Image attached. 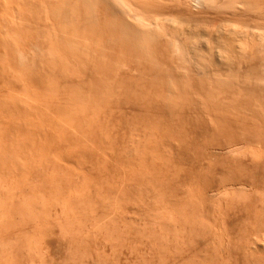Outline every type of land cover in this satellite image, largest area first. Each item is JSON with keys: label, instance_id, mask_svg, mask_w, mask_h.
<instances>
[{"label": "rangeland", "instance_id": "1", "mask_svg": "<svg viewBox=\"0 0 264 264\" xmlns=\"http://www.w3.org/2000/svg\"><path fill=\"white\" fill-rule=\"evenodd\" d=\"M0 1V264H264L263 40Z\"/></svg>", "mask_w": 264, "mask_h": 264}, {"label": "bare ground", "instance_id": "2", "mask_svg": "<svg viewBox=\"0 0 264 264\" xmlns=\"http://www.w3.org/2000/svg\"><path fill=\"white\" fill-rule=\"evenodd\" d=\"M8 1H10V0H8ZM7 1V2H8ZM16 1V2H15ZM0 2H2V1H0ZM4 2V1H3ZM3 2H2V4H3ZM6 2V1H5ZM11 3H12V1H10ZM10 2H9V4H10ZM13 2H15V3H12L13 4V6L15 5V6H17V7H19L21 10L22 9H24V10H26V12H28L30 15V18H28V17H25V14L24 15H20V16H17V18L19 19V17H20V19L22 20V21H26V23L27 24H30L29 23V19H31L32 17H34L35 15H37V13H39V11H41L40 12V14L38 15L39 16V18H40V21H41V19L43 20V19H45V20H43V21H48V20H50V21H48V23H50L51 21H55L54 22V24L56 23V22H59V23H63V25L62 26H64L66 23H70V19H73L72 18V16H73V14L74 15H76L75 14V12L73 13V12H71V13H73L72 14V16L69 14L70 13V11H68L69 13H67V11H66V9H68L69 10V8L72 10V8L74 7V9L76 10V8H75V6L76 5H78L79 7L77 8V10L78 9H85L86 10V14L84 15V18L82 19V17H83V15L79 18V15H80V13L81 12H78V17L77 18H79V19H77V20H83V22L81 23L80 21H76V18L74 19L76 22V24L75 23H73V21L74 20H71V24H72V27L74 28V26L75 25H78L79 26V24L81 23V26H82V24L83 25H89V23L91 24V18L92 19H95V20H98L100 23H98L97 21H95V20H93L92 22H97V24H96V28L98 29V28H100V26H97L98 24H101V22L103 23V21H101L100 19L101 18H103V19H105V21L106 20H108L109 22L110 21H112V22H116V23H114V24H119L120 23V25L122 26V29H121V27H119L118 25V27L117 28H120L122 31H119V30H117V28L116 27H113V28H116V29H113L114 30V32H116V34L115 35H117V34H119L120 32L123 34V35H125L127 38L128 37H133V36H135V35H137V37H139V38H137V39H141V38H144V36L142 37V35H149V36H145V38L146 39H148L147 37H150L151 38V36H152V39L154 38V40H155V38L156 37H158L159 38V36L158 35H160L161 37H164L165 36V34H167L165 37H167V36H171L172 34V29L171 30H168V31H171V33L170 32H167V26H174L173 28L176 30V28L175 27H177L178 26V28L180 27V26H182V25H184V27H185V24L188 26L187 28H191V25H189V24H193V21H191V19L192 18H190V12L192 13V10L194 11V13L195 12H198V14H200L199 16H198V14H197V16H195L196 18H197V20H199L198 19V17L200 18L201 16H203V15H206V16H208L209 17V15L208 14H210V15H216V16H218V15H220V18H222L221 17V15H226V17L227 16H229V17H231L230 18V21H229V19L227 20V21H224V19H223V21L222 22H220L219 23V25H218V30H219V32H218V30L216 31V29L217 28H215V26L213 27V29H214V31H216V33H220L221 35H224V37L226 36H228V37H231V38H235V39H246L245 41V43H248L247 41L250 39H255V41H256V39H258V41L257 42H259V41H261V40H263V42H264V0H13ZM16 3H19V4H16ZM7 4V3H6ZM22 6H21V5ZM1 5V4H0ZM4 5H5V3H4ZM3 5V6H4ZM11 5V4H10ZM6 6V5H5ZM7 6H8V4H7ZM7 6L5 7V8H7ZM14 6V7H15ZM9 7V6H8ZM22 7V8H21ZM164 8L163 10L165 11L166 9L167 10H169V12H170V10L171 9H173V8H175L176 10L177 9H179V10H189L190 8H193L190 12H188V16H189V18H187V19H183L184 21H188L187 23H185V22H182V24H180L181 22L179 21V20H181L182 21V18L181 19H179V20H177V17L178 16H176V18H174V13L176 12L175 10H173V11H175L174 13H173V11H171L172 12V14H174V15H169L170 16V18L167 16L168 15V13H165L163 10L160 12L161 14H163L164 15V18H166V16H167V18L166 19H163L162 17V15L159 13V14H157L160 10H159V8ZM12 8V7H11ZM74 9H73V11H74ZM100 9H103V10H105V11H107L106 13H103V15L104 16H101V14H100ZM19 10V9H18ZM17 10V11H18ZM84 10V11H85ZM157 10H159V11H157ZM14 11H16V10H14ZM82 11V10H81ZM91 11V12H90ZM104 11V12H105ZM25 12V11H24ZM89 12V13H88ZM163 12V13H162ZM181 12V11H180ZM179 12V13H180ZM101 13H102V11H101ZM182 13H183V11H182ZM184 13H186V12H184ZM14 14V13H13ZM22 14V13H21ZM33 14V15H32ZM82 14H83V12H82ZM92 14V15H91ZM167 14V15H166ZM176 14H177V12H176ZM15 15V14H14ZM14 15H13V17H14ZM43 15H44V17H43ZM76 15V16H77ZM90 18H88L87 16ZM159 15H161V16H159ZM179 15V14H178ZM182 15V14H181ZM86 16V17H85ZM101 16V17H100ZM173 16V18H171ZM187 17V14L186 15H183V17ZM193 16V15H192ZM205 16V20H207V17ZM15 17H16V15H15ZM15 17H14V19H15ZM37 17V16H36ZM73 17H75V16H73ZM204 17V16H203ZM219 17V16H218ZM228 17V18H229ZM237 17H239V19L240 18H242V17H246L245 19H249V20H251V22H253V23H255V24H251V22L248 20L247 22V24L248 25H243V26H241L242 24H239V23H236V19H234V21H235V23L233 22V20H232V18H237ZM38 18V17H37ZM85 18H87V19H89V20H86ZM162 18V19H161ZM179 18V17H178ZM211 19L210 20H212V22L214 21V16H213V18L212 17H210ZM224 18H225V16H224ZM86 20V22H85V20ZM102 19V20H103ZM190 21H189V20ZM216 20L217 19H219V18H215ZM197 20H196V22H197ZM204 20V19H203ZM209 20V19H208ZM209 20V21H210ZM232 20V21H231ZM241 20V19H240ZM239 20V21H240ZM243 20H244V18H243ZM243 20H241V21H243ZM18 21V20H17ZM88 21H90L89 23H87ZM104 21V22H105ZM117 21H119L118 23H117ZM163 21H164V23H165V25H164V23H163ZM165 21H167V23H171L170 25H167L166 24V22ZM176 21H178V22H180L179 24L176 22ZM195 21V20H194ZM219 21H221L220 19H219ZM238 21V20H237ZM238 21V22H239ZM256 21V22H255ZM33 22V21H32ZM80 22V23H79ZM109 22H107L106 21V23H104V25L106 26L107 25V23H108V25L106 26L107 28H109V29H107V32H108V30H110L111 28V26H109V24L111 23H109ZM195 22V23H196ZM206 22V21H205ZM244 22H245V20H244ZM250 22V23H249ZM14 23V22H13ZM25 23V24H26ZM58 23V24H59ZM65 23V24H64ZM86 23V24H85ZM94 23H92L93 25H95ZM185 23V24H184ZM189 23V24H188ZM194 23V24H195ZM198 23H201V21L200 22H198ZM197 23V24H198ZM202 23H204V21L202 22ZM202 23L201 24H199V26L198 27H200V25L202 26ZM208 23V22H207ZM216 23L218 24V22L216 21ZM243 23V22H242ZM246 23V22H245ZM53 24V25H54ZM70 24V25H71ZM75 24V25H74ZM91 24V25H92ZM196 24V25H197ZM205 24V23H204ZM214 24V23H213ZM234 24H238V25H234ZM41 25H43V24H41ZM51 25V24H50ZM57 25V24H56ZM60 25V24H59ZM92 25V27H94L95 28V26H93ZM113 25V24H112ZM167 25V26H166ZM195 25V26H196ZM210 25V24H209ZM216 25V24H215ZM29 26V25H28ZM44 26V25H43ZM55 26V25H54ZM62 26H60L59 28H61L60 30L62 31V33H63V31L64 30H62ZM66 27L68 26V29L67 30H69L70 28H72V27H70L69 28V25H65ZM194 26V27H195ZM241 26V27H240ZM33 27V26H32ZM36 27V26H35ZM45 27V26H44ZM87 27H89V29H90V25L89 26H87ZM92 27H91V29H92ZM105 27V28H106ZM183 27V26H182ZM184 27H183V29H184ZM194 27H192V28H194ZM197 27V26H196ZM211 27V26H210ZM216 27H217V25H216ZM47 28V27H46ZM53 28V27H52ZM63 28H65V27H63ZM73 28H72V30L70 31V32H72L73 31ZM75 28H77L78 29V27H75ZM74 28V30H76ZM80 28V27H79ZM84 28V27H83ZM93 28V29H94ZM190 28L189 29H186V27H185V30H190ZM28 29V28H27ZM43 29V28H42ZM86 29V28H85ZM92 29V30H93ZM196 29H200V28H196ZM201 29H202V27H201ZM200 29V30H201ZM24 30V29H23ZM29 30V29H28ZM46 30V29H45ZM48 30V32L50 31V32H54V31H52V30H54V28L52 29V30H50L49 28L47 29ZM57 30H59V29H57ZM59 30V31H60ZM79 30V29H78ZM104 30V29H103ZM102 30V31H103ZM119 31L118 33H117V31ZM175 30H174V32H175ZM180 30V29H179ZM178 30V31H179ZM181 30H182V28H181ZM180 30V31H181ZM195 30V29H194ZM204 30V32H206L205 31V29H203ZM80 31H82V29L80 30ZM96 31V30H95ZM112 31V30H111ZM110 31V32H111ZM184 31V30H183ZM182 31V32H183ZM211 31H212V28H211ZM42 32V31H41ZM69 32V31H68ZM74 32V31H73ZM77 32H79V31H76V32H74L75 33V35L73 36V37H77L78 35H76L77 34ZM83 33H85L84 32V29H83V31H82ZM81 32V33H82ZM93 32H94V30H93ZM101 32V31H100ZM176 32H177V30H176ZM191 33H192V30L190 31ZM198 32V31H197ZM208 32V31H207ZM27 33V32H26ZM64 33H67L66 32V29H65V31H64ZM73 33V34H74ZM82 33V38L81 39H84L86 36L84 35ZM109 33V32H108ZM112 34H113V32H111ZM170 33V34H169ZM188 33V32H187ZM202 33V32H201ZM213 33H215V32H213ZM55 33H53L52 35H54ZM56 34H57V32H56ZM70 34V33H69ZM73 34H71V35H73ZM80 34V33H79ZM88 34H91V33H89V31H88ZM93 34H95V33H93ZM103 35H104V33H102ZM102 34H100V35H102ZM106 34V33H105ZM112 34H111V36H112ZM139 34V35H138ZM176 34V33H175ZM174 33H173V36L175 35ZM182 34V33H181ZM200 34V33H199ZM204 34V33H203ZM212 34V33H211ZM92 35V34H91ZM98 35H99V33H98ZM102 35V36H103ZM115 35H114V37L113 38H116L115 37ZM121 36L122 38H125L124 36ZM153 35H154V37H153ZM157 35V36H156ZM164 35V36H163ZM189 35V34H188ZM206 35H208V34H206ZM210 35V34H209ZM217 35H219V34H217ZM55 36H57V35H55ZM58 36H60V35H58ZM85 36V37H84ZM93 36V35H92ZM101 36V37H102ZM105 36V35H104ZM140 36H141V38H140ZM210 36H212V35H210ZM64 37H65V35L63 34V37H61V38H63L64 39ZM66 37H68V35H66ZM72 37V38H73ZM79 37V36H78ZM77 37V38H78ZM111 37V38H112ZM131 37V38H132ZM160 37V38H161ZM198 37H199V35H198ZM201 37H204V36H201ZM227 37V38H228ZM87 38V37H86ZM96 38V37H95ZM126 38V39H127ZM135 38V37H134ZM136 38H135V40H136ZM145 38L144 39H142V40H144L145 41ZM221 37L219 36V40H223V39H220ZM231 38H229V39H231ZM118 39H120V38H118ZM133 39V38H132ZM132 39H128V40H132ZM152 39H148V41H152ZM104 40H105V38H104ZM113 40V39H112ZM120 40H122V39H120ZM233 40V39H232ZM113 41H115V40H113ZM117 41V40H116ZM126 41V40H125ZM137 41V40H136ZM136 41H134L133 40V42H136ZM228 41V40H227ZM235 41V40H234ZM237 41V40H236ZM124 42V41H123ZM132 42V41H131ZM143 42V41H142ZM226 42V41H225ZM224 42V43H225ZM238 42V41H237ZM239 42H240V40H239ZM242 42L244 43V40H242ZM252 42V41H251ZM254 42V41H253ZM129 43H130V41H129ZM137 43V42H136ZM147 43V42H146ZM229 43V42H228ZM227 43V44H228ZM242 43V44H243ZM139 44H141L140 42H139ZM237 44V43H236ZM241 44V45H242ZM264 44V43H263ZM232 45H233V42H232ZM244 45H246V44H244ZM260 45H262L261 44V42H260ZM236 46H238V45H236ZM245 46H243V48H244ZM239 48V47H238ZM240 49H242L241 48V46H240V48H239V50ZM26 213V212H25ZM18 214H20V212L18 213ZM19 216V215H18ZM19 219H20V217H19ZM25 219V218H24ZM23 220V219H22ZM10 237H12V236H10ZM1 239V238H0ZM8 239H9V237H8ZM17 240H18V238H16ZM11 240V239H10ZM7 241V240H6ZM2 243L1 244H3L4 242L3 241H1ZM8 242V241H7ZM11 242V241H10ZM9 242V243H10ZM15 242V241H14ZM13 242V243H14ZM9 243H6L5 242V244L4 245H8ZM0 244V245H1ZM10 244H12V242L10 243ZM12 245H14V244H12ZM15 245H16V243H15ZM10 246V245H9ZM7 247V246H5L7 249L8 248H10V247ZM17 246H18V244H17ZM0 247H3V245L2 246H0ZM6 248H4V249H6ZM3 249V248H2ZM10 249H12V247L10 248ZM17 249V248H16ZM19 249V248H18ZM1 251V250H0ZM7 252V251H6ZM5 252V253H6ZM9 252V251H8ZM12 252V251H11ZM2 254V253H1ZM10 254V253H9ZM12 255V254H11ZM2 256H5L4 254L2 255ZM0 258H1V256H0Z\"/></svg>", "mask_w": 264, "mask_h": 264}]
</instances>
